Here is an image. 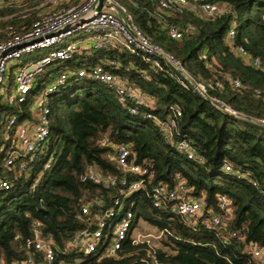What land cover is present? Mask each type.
<instances>
[{"label": "trees", "instance_id": "trees-1", "mask_svg": "<svg viewBox=\"0 0 264 264\" xmlns=\"http://www.w3.org/2000/svg\"><path fill=\"white\" fill-rule=\"evenodd\" d=\"M204 1L226 9L206 18L190 9L161 11L158 0H121L146 37L178 59L191 75L204 83L223 82V88H209L208 94L235 115L186 90L169 65L162 62L161 69L153 68L127 50L89 49L74 53L69 62L76 71L110 58L117 64L106 69L146 93L153 115L163 119L178 108L181 116L174 140L188 139L194 159L165 141L152 120L130 114L105 84L74 74L50 94L47 141L30 167L18 173L7 169L5 161L20 120L11 129L6 125L18 106L1 101L0 178L9 187L0 190V261L13 264L32 257L41 262L42 255L33 244L37 228L54 247L50 264H144L146 246L132 245L129 239L123 243L127 255L119 260L101 259L98 251L84 255L76 249L65 250L74 233L84 227L79 218L83 202L102 194L109 205L110 198L119 195L118 187L82 179L90 171L119 176L122 172L112 157L113 145L118 144L128 145L135 161L147 166L152 184L172 187L181 181L189 195L202 203L201 218L191 226L183 216L154 207L143 190L123 199L124 207L133 212V226L143 219L158 231L167 229L154 242L160 264H249L253 259L248 246L264 247V126L255 121L264 118V0ZM41 2L22 0L0 7V42L29 29L39 18L35 6ZM168 23L190 31L180 39L171 38L166 33ZM232 27L235 34L230 40ZM236 46L246 50L247 59L235 52ZM253 58L263 67L252 66L248 60ZM51 75H38L37 89ZM227 75L241 86L232 87ZM104 138L110 144L103 145ZM225 164L231 170L226 171ZM222 196L228 201L225 209L220 206ZM212 214L219 215L221 222L203 223Z\"/></svg>", "mask_w": 264, "mask_h": 264}, {"label": "built area", "instance_id": "built-area-1", "mask_svg": "<svg viewBox=\"0 0 264 264\" xmlns=\"http://www.w3.org/2000/svg\"><path fill=\"white\" fill-rule=\"evenodd\" d=\"M19 1L22 0H0V7ZM98 2L99 0H42L35 9L46 6V11L38 13L39 18L32 22L30 28L0 42V103L8 101L18 106L16 113L9 117L6 128L11 129L16 121L20 120L14 128L7 148L5 160L7 169L22 173L34 162L49 135V96L58 87L66 84L69 77L74 74L105 84L113 90L115 98L127 108L130 114L139 113L144 119L152 120L162 138L174 143L177 152L188 159L196 157L194 147L188 139L174 140L181 111L173 108L172 113L163 119L153 115L150 112L151 100L146 93L128 85L123 79L106 69V66L117 64L116 61L103 58L95 66L65 71L74 53L80 51L127 50L141 56L156 69H161L164 62L176 72L178 81L186 90L207 98L214 107L222 111L236 114L223 101L208 94L209 88H223L222 81L217 80L213 84L204 83L191 75L178 59L146 37L134 23L131 13L121 0H103L102 8L95 12ZM158 8L161 11L176 9L179 12L190 9L206 18H215L226 9L218 3H209L204 0H158ZM189 31L187 26L177 23H168L166 26V33L174 39H180ZM77 33L80 35L76 39L65 42V39ZM234 34L232 27L228 31V38L233 40ZM44 50L48 52L37 59L27 63L20 61L23 56ZM235 52L242 58H248L242 46H236ZM248 61L256 68L263 67L258 58ZM51 64H55L56 67L46 68ZM13 66L17 68L13 72V80L10 83L8 72ZM55 71H58V75L54 79ZM45 72H52L51 79H54L55 83L48 85L45 91L39 93V89L43 86L37 89V76ZM226 81L232 87L241 86L239 80L232 76L227 75ZM24 104L27 110H23ZM26 111L27 116L24 115ZM255 121L264 126V118ZM102 144L110 143L104 138ZM113 149L112 157L122 172L119 176L90 171L86 172L82 179L104 187H118L119 195L111 197L109 205L105 204L102 194H96L83 202L79 218L83 220L84 227L74 233L67 242L65 250L76 249L84 255L98 251L101 259L119 260L127 255L123 249V243L129 239L132 245L146 246L147 258L142 259L144 264H160L154 242L162 239L167 229L135 233L137 224L135 226L132 224L133 212L124 207L123 199L131 193L143 190L154 207L183 216L191 226L201 218L202 203L189 195L181 181H177L172 187L165 184H152L151 179H147V166L135 161L128 145H113ZM46 166L48 167L49 163ZM224 169L231 170V165L225 164ZM128 177H133V180L130 181ZM254 186L257 187L255 184ZM8 187V181L0 178V190ZM227 204V199L224 196L220 197L221 208L225 209ZM220 222L221 217L215 214L207 218V221L203 220V223L213 225ZM29 243L32 245V242ZM33 244L34 250L41 253L42 261L35 262L30 257L13 264H50L53 261L54 247L50 241L41 237L37 228L34 229ZM248 249L253 259L249 264H264V247L249 245ZM0 264L4 262L1 260Z\"/></svg>", "mask_w": 264, "mask_h": 264}, {"label": "rangeland", "instance_id": "rangeland-1", "mask_svg": "<svg viewBox=\"0 0 264 264\" xmlns=\"http://www.w3.org/2000/svg\"><path fill=\"white\" fill-rule=\"evenodd\" d=\"M46 7V6H45ZM80 34L77 33V34H74L73 36L65 39V42H68V41H71L73 39H76ZM48 51L47 50H44V51H38V52H34V53H31L29 55H26V56H23L21 57L20 61L21 62H28L30 60H34V59H37L39 58L41 55H44L45 53H47ZM10 63V62H9ZM56 64V63H55ZM55 64H51L49 66H47L46 68L48 69H51V68H55ZM17 66H13V69L12 71L14 72L16 70ZM65 71H69V70H72L70 69L69 67H65L64 69ZM57 72L58 71H55V73H53V78L55 79L57 77ZM54 79H50L46 82H44L43 84V88L39 89V93L45 91L46 87L52 83H55V80ZM132 86V85H131ZM42 87V86H41ZM39 93L37 94V96L39 95ZM135 233H147V232H157L156 229L150 225L147 221L143 220V219H140L137 223V225L135 226V229H134Z\"/></svg>", "mask_w": 264, "mask_h": 264}, {"label": "water", "instance_id": "water-1", "mask_svg": "<svg viewBox=\"0 0 264 264\" xmlns=\"http://www.w3.org/2000/svg\"><path fill=\"white\" fill-rule=\"evenodd\" d=\"M103 6V0H99L97 6L95 7V12H98Z\"/></svg>", "mask_w": 264, "mask_h": 264}, {"label": "crops", "instance_id": "crops-1", "mask_svg": "<svg viewBox=\"0 0 264 264\" xmlns=\"http://www.w3.org/2000/svg\"><path fill=\"white\" fill-rule=\"evenodd\" d=\"M45 11H46V8L45 7H41L39 9H37V12L38 13L45 12Z\"/></svg>", "mask_w": 264, "mask_h": 264}]
</instances>
